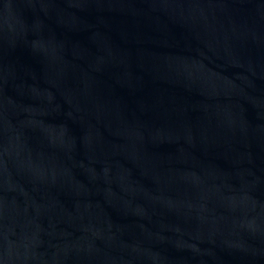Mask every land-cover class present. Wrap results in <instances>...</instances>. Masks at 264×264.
Wrapping results in <instances>:
<instances>
[{
	"label": "water",
	"instance_id": "1",
	"mask_svg": "<svg viewBox=\"0 0 264 264\" xmlns=\"http://www.w3.org/2000/svg\"><path fill=\"white\" fill-rule=\"evenodd\" d=\"M0 264H264V0H0Z\"/></svg>",
	"mask_w": 264,
	"mask_h": 264
}]
</instances>
